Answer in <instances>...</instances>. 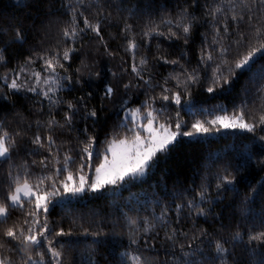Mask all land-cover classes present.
<instances>
[{"label":"snow or ice","instance_id":"6c2138e0","mask_svg":"<svg viewBox=\"0 0 264 264\" xmlns=\"http://www.w3.org/2000/svg\"><path fill=\"white\" fill-rule=\"evenodd\" d=\"M12 7L0 264H264V0ZM189 145L190 175L169 177Z\"/></svg>","mask_w":264,"mask_h":264},{"label":"trees","instance_id":"16d2710c","mask_svg":"<svg viewBox=\"0 0 264 264\" xmlns=\"http://www.w3.org/2000/svg\"><path fill=\"white\" fill-rule=\"evenodd\" d=\"M0 9H2L6 14H12L14 12V9L12 7V0H0ZM198 99H203V95L198 96ZM221 102L223 103H228V101L224 100L222 97L218 98L216 100H209V104H220ZM111 107V106H109ZM114 111H109L107 114L108 119L111 122H115V117H114ZM221 145L218 144H213L212 147L218 148ZM198 152V146H193L189 145L186 146L185 148L181 149L180 152L175 155L169 162L168 165L166 166L165 170L168 173V176L175 179L177 174L181 173H187L190 175V172H188L189 168L194 166V161L196 159V155ZM161 178H166L164 177V172H159L155 178H153L149 183L152 185L156 184V181ZM181 179L184 178L183 175L180 176ZM171 186V185H170ZM145 188L148 187L147 184L144 185ZM132 191L136 192L139 191L138 188L132 189ZM128 192H124L123 196L127 197ZM112 200L113 198L108 197L106 199H101L98 201H95L94 204L90 203L89 207H95L101 214H106V213H111L114 211V208L112 206ZM119 202V199L117 200Z\"/></svg>","mask_w":264,"mask_h":264}]
</instances>
